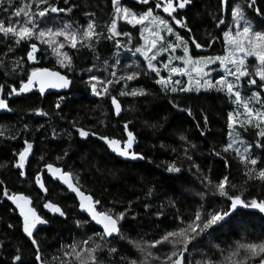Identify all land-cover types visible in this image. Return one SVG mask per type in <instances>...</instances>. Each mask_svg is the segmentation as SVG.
<instances>
[{
	"label": "snow or ice",
	"instance_id": "6c2138e0",
	"mask_svg": "<svg viewBox=\"0 0 264 264\" xmlns=\"http://www.w3.org/2000/svg\"><path fill=\"white\" fill-rule=\"evenodd\" d=\"M64 3L68 4V0H64ZM191 4L192 0H135L134 5L127 6L122 0H111L112 14L106 25V32H103L98 30L94 19H89L85 26L77 25L74 21L58 22L57 16L60 13H71L75 5L58 7L55 0H21L17 5L14 0H0V13L7 14L0 18V45L6 49L5 56L14 54L18 48L22 49L26 54L27 63H36L38 54L50 52L56 63L68 71L74 70L75 55L83 49L95 52L102 38L114 41L116 49L123 48L133 56L139 54L146 70H128L140 69V63L133 61V64L125 65V71L118 76L117 66L121 63L120 59L117 58L111 65L105 59L103 63L107 76L93 74L88 78L87 84L92 95L110 98L116 116L121 114L122 105L118 96L111 93L109 86L123 82V87L118 93L121 97L147 96L150 93L146 87L128 84L137 80L141 74H154V84L159 86L160 92L172 97L169 101L172 107L178 111H187L188 115L192 114L191 109L182 108L173 94L192 91L199 93L202 89L223 94L230 105L225 120L226 142L219 147L214 145L211 154L220 157L225 167H231L232 160H235L240 166L245 184L258 182L264 185V30H258L253 24L256 17H264V8L257 6L258 0H218V14L213 18L216 27L225 25L228 29L223 31L224 54L193 57L190 44L195 45L197 49L202 45L194 38L185 39L178 31L185 29L188 33L192 32L186 18L180 14V10ZM249 10L255 13V16L250 18ZM227 12H230V24L226 23ZM121 21L130 26V29H138L139 40L143 43L138 42L130 47L133 45V33L131 30L120 28ZM259 27L264 28V24H259ZM120 37L127 38L126 42H122ZM178 50L182 54H178ZM116 56L119 57V52ZM96 59L99 60L100 57L97 56ZM15 63L16 69L13 71H24L26 79H20L18 87L9 85L8 98L30 93L33 89L43 95L46 89H66L71 84L67 75L47 67L24 70V57H20ZM3 64L4 61L0 60V65ZM214 65L217 67H213ZM109 68L111 71H108ZM163 72L167 75H163ZM214 72L217 73L216 76L212 75ZM176 77H187V83ZM4 91L5 86L0 84V94ZM55 107L59 109L60 104L57 103ZM0 110L13 111L9 99L3 95H0ZM34 112L38 116L48 115L40 108L34 109ZM129 123L123 124L127 139L108 136H99V139L118 157L143 160L145 157L142 154L132 151L136 137L133 131L129 130ZM207 125L208 117L204 116V126ZM72 127L82 139L97 135L80 126L78 121H73ZM248 132H251L252 136L245 139L244 133ZM4 135L5 131L0 129V136ZM55 135L54 132L53 138ZM201 135L205 133L201 131ZM6 138L15 140L17 136L13 134ZM179 140L188 145L183 148V154L190 162L189 171L195 169L193 175L202 185L203 190L196 193L201 201L205 200L209 193L212 196L227 198L230 201L229 209L232 211H207L201 203L187 216L176 212L173 215V225L160 230L156 235L150 238H146V235L133 238L124 231V222L131 214L130 204L126 208H118L116 204L99 207L100 200L81 190L78 174L66 170L58 163L46 162L34 175L36 186L41 192H48L41 175L46 169L47 175L75 194L79 212L82 214L74 221L76 228L82 230L81 238H72L70 243H61L58 248L61 254L54 255L52 260L58 261L59 264H264V241H238L226 255L224 249L213 246L218 249L220 256H223L222 260L217 258L216 253H205L193 243L201 236L211 235L210 229L215 232L222 228L238 208H251L264 213V199L245 200L240 195L230 194V189L236 185L230 182L229 176L214 180L193 160L190 149H194L196 145L190 143L183 134L179 135ZM172 151L177 152V149L173 148ZM32 154L33 143L27 139L22 147L13 153L12 167L20 177L26 176V166L30 164L29 157ZM67 155V151L62 156L58 155L57 162ZM40 160H44V157L41 156ZM165 170L168 173H181L182 167L173 159L167 163ZM0 185H3V181H0ZM0 195L14 205L13 210H18L22 233L30 242L32 250L31 260L25 261L19 254L21 249H15L11 264H51L47 253L42 250L41 241L37 238L40 231L38 226L47 225L49 220L38 212L29 195L9 192L7 187L2 188ZM146 195L151 197V188L147 190ZM171 206L175 207V203ZM144 207L147 210L149 205L145 204ZM43 208L60 217L67 215L61 205L51 200L46 199ZM155 215L159 218L164 212L161 210ZM13 227V224H8V228ZM121 242L130 248L122 247ZM3 246L0 244V247ZM193 253H198L200 258L197 259Z\"/></svg>",
	"mask_w": 264,
	"mask_h": 264
},
{
	"label": "trees",
	"instance_id": "16d2710c",
	"mask_svg": "<svg viewBox=\"0 0 264 264\" xmlns=\"http://www.w3.org/2000/svg\"><path fill=\"white\" fill-rule=\"evenodd\" d=\"M55 2L58 7L75 5L71 13L67 15L60 13L57 16L58 22L74 21L77 25L85 26L89 19H94L98 30L106 32V25L112 14L111 0H68V4H65L64 0H55ZM122 2L127 6L135 4L132 0H122ZM217 2L218 0H192L191 5L180 10L192 32L188 33L185 29L178 31L185 39L191 37L200 43L201 48L208 51L205 55L224 53L223 31L228 29L225 25L216 27L213 17L218 14ZM14 3L19 5L21 0H14ZM257 6L264 8V0H258ZM85 13L94 15L88 16ZM249 13L250 18L255 16L251 10ZM5 15L7 14L0 13V18ZM226 23H231L230 12L226 13ZM253 24L258 30H264L259 27V24H264V17H256ZM120 28L132 31L133 45L130 47L138 42L142 43L139 40L138 29H130V26L125 24H120ZM119 39L122 42L127 40L125 37ZM201 48L197 49L195 45L190 44L193 57L203 54L200 52ZM4 52L6 49L0 45V60L4 61V64L0 65V84L5 86L4 93L0 95L9 99L13 111L0 110V129L5 131V135L0 136V181H3L0 191L3 187H7L9 192L29 195L38 212L49 220L48 227H39L37 238L41 241L42 250L47 253L51 264H59L58 261H53L52 257L61 254L58 251L61 243H70L72 238L76 240L81 238L82 230L76 228L74 221L82 214L79 212L75 197L58 183H54L44 171L41 175L48 189L47 195H43L38 189L34 175L46 162L58 163L66 170L78 174L79 186L86 194L101 201L99 207L116 204L118 208H126L130 204L131 214L124 222V231L133 238L145 235L146 238H150L156 235L160 230L173 225V215L176 212L187 216L201 203L207 211L229 210L230 201L227 198L212 196L209 193L205 200L201 201L196 194L203 190L202 185L193 175L195 169L189 171L190 162L183 154V148L188 145L179 140L180 134L185 135L190 143L196 145L194 149H190V154L206 174L214 180L225 175L229 176L230 182L236 185L235 188L230 189V194H241L245 200L264 199V185L258 182L245 184V178L235 160H232L231 167H225L220 157L211 154L214 145L219 147L226 142L225 120L230 105L223 94L215 91L173 94L182 108L191 109L192 114L188 115L187 111H178L172 107L169 103L172 97L159 91V86L153 82L154 74L150 73L147 76L141 74L137 80L128 84L146 87L150 93L147 96L121 97L118 93L123 87V82L109 86L111 93L118 96L122 105L121 114L116 116L110 98L92 95L87 84L88 78L93 74L107 76L103 63L105 59L108 60L109 65L115 63L117 58L120 59L121 63L117 66L118 76L125 71L124 66L133 64V61L140 63V69L128 70H146L142 63L143 58L139 57V54L133 56L123 48L116 49L114 41L102 38L95 52L83 49L75 55L74 70L68 71L56 63L55 57L50 52L38 54L36 63H27L26 54L20 48L14 54L9 53L7 56ZM117 52L119 57L116 56ZM97 56L100 57L99 60L96 59ZM20 57H24L26 71L32 67H47L68 75L72 80L71 89L63 95L54 94L45 98L38 94L8 98L9 85L18 87L20 79H26L24 71H13L16 69L15 61ZM108 71H111V68ZM61 97L63 99H60ZM57 103L60 104L59 109L55 107ZM36 108L42 109L48 115H36L34 112ZM204 116L208 117L206 127ZM73 121H78L80 126L95 132L97 136L123 139H127L123 124L130 122L129 130L133 131L136 137L134 143L136 151L145 158L140 162H134L112 156L103 144L94 139V136L87 139L80 138L72 127ZM201 131L205 135L202 136ZM54 132L55 138H53ZM13 134L17 139L6 138ZM251 136V132L244 133L245 139ZM25 139L33 143L34 154L30 164L26 166V176L20 177L17 170L12 167L13 153L22 147ZM173 148L177 149V152H173ZM65 151L68 155L57 162L56 157L62 156ZM41 156L44 160H40ZM173 159H176L177 164L182 167L181 173H168L165 170L167 163ZM149 188L152 189L151 197L146 195ZM46 199L61 205L67 213L66 217L54 215L44 209L43 204ZM173 202L175 207L171 206ZM145 204L149 205L147 210ZM13 209L14 205L0 195V244L4 245L0 247V264H11V256L17 248L21 249L19 254L25 261H30L32 258L30 242L21 230L19 212ZM161 210L164 215L158 218L155 214ZM263 216L261 213L251 211V208L242 209L222 228H218L215 232L210 229L211 235L201 236L193 243L205 253L210 255L216 253L217 258L222 260L223 256H220L218 249L213 246L224 249L226 255L238 241L257 243L264 241ZM8 224H13L15 227L10 229ZM121 246L130 248L124 242H121ZM193 255L197 259L200 258L198 253Z\"/></svg>",
	"mask_w": 264,
	"mask_h": 264
},
{
	"label": "water",
	"instance_id": "95a60500",
	"mask_svg": "<svg viewBox=\"0 0 264 264\" xmlns=\"http://www.w3.org/2000/svg\"><path fill=\"white\" fill-rule=\"evenodd\" d=\"M50 70H52V69H50ZM53 71H57V70H53ZM60 72V71H59ZM61 74H64V73H62L61 72ZM66 75V74H65ZM68 76V75H67ZM68 78H69V76H68ZM70 79V78H69ZM71 80V79H70ZM71 86H72V80H71V84L69 85V87L68 88H66V89H55V88H53V89H46V91H45V93L43 94V95H41L40 93H39V91L37 90V89H33V91L32 92H30V93H27V94H23V95H29V94H38L40 97H42V98H45V97H47V96H49V95H63V94H65V93H67L70 89H71ZM94 139L95 140H98L101 144H103L105 147H106V145L104 144V142L102 141V140H100L99 139V136H97V135H95L94 136ZM107 148V147H106ZM109 151V153L112 155V156H114V157H117V158H120V159H126V158H123V157H118V156H116L115 154H113V153H111L110 152V150H108ZM132 151H134L133 150V148H132ZM33 154H34V151H33ZM33 154L29 157V160L31 159V157L33 156ZM127 161H131V159H126ZM134 162H140V161H142V160H140V159H137V160H133ZM46 174H47V172H46V169L45 170H43ZM54 183H58L61 187H63L64 189H66V186L65 185H63V184H61L58 180H53L49 175H47ZM39 189V188H38ZM40 190V189H39ZM67 190V189H66ZM82 190V189H81ZM68 191V190H67ZM83 191V190H82ZM69 192V191H68ZM43 195H47V193L45 194V193H43V192H41ZM69 194L70 195H72L73 197H75V194L74 193H71V192H69ZM86 194V193H85ZM240 196L242 197V199H243V196L240 194ZM75 199L77 200V202H78V198H76L75 197ZM242 209H245V208H238L237 210H235V212H234V214L232 215V217L233 216H235L240 210H242ZM229 211H232L231 209H229ZM251 211H254V212H256V213H260L258 210H256V209H251ZM261 214H263L264 215V213H261ZM231 217V218H232ZM229 221V220H228ZM49 226V224H47V225H41V226H38V227H42V228H46V227H48Z\"/></svg>",
	"mask_w": 264,
	"mask_h": 264
},
{
	"label": "rangeland",
	"instance_id": "374dc122",
	"mask_svg": "<svg viewBox=\"0 0 264 264\" xmlns=\"http://www.w3.org/2000/svg\"><path fill=\"white\" fill-rule=\"evenodd\" d=\"M120 24H123V22L121 21L120 22ZM223 42H224V37H223ZM142 43H143V41H142ZM190 52H191V50H190ZM178 54H182V53H180L179 52V50H178ZM224 54V53H223ZM223 54H220V55H223ZM200 56H209V55H203V54H201ZM250 60H252L253 58H249ZM213 67H217V66H213ZM163 75H167V73L166 72H163L162 73ZM222 74V73H221ZM212 75L213 76H216L217 75V73H212ZM176 79H183V81L185 82V83H187V77H183V78H180V77H176ZM201 92H208V91H204L203 89L199 92V93H201ZM190 93H197L196 91H192V92H190ZM217 157V156H216ZM40 196L38 195V198H39Z\"/></svg>",
	"mask_w": 264,
	"mask_h": 264
},
{
	"label": "flooded vegetation",
	"instance_id": "af4514ba",
	"mask_svg": "<svg viewBox=\"0 0 264 264\" xmlns=\"http://www.w3.org/2000/svg\"><path fill=\"white\" fill-rule=\"evenodd\" d=\"M132 1H134V3H135V0H132ZM201 53H203V54H206L208 51L207 50H205V49H202L201 48V51H200ZM133 150L135 151V152H137L136 151V146H135V144H133ZM263 215V214H262ZM264 217V216H263Z\"/></svg>",
	"mask_w": 264,
	"mask_h": 264
}]
</instances>
